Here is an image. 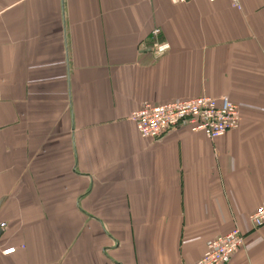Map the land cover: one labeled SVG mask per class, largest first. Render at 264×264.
<instances>
[{"label": "crops", "instance_id": "1", "mask_svg": "<svg viewBox=\"0 0 264 264\" xmlns=\"http://www.w3.org/2000/svg\"><path fill=\"white\" fill-rule=\"evenodd\" d=\"M205 94L240 127L131 120ZM263 202L264 0H0V264H193L235 227L264 264Z\"/></svg>", "mask_w": 264, "mask_h": 264}, {"label": "built area", "instance_id": "2", "mask_svg": "<svg viewBox=\"0 0 264 264\" xmlns=\"http://www.w3.org/2000/svg\"><path fill=\"white\" fill-rule=\"evenodd\" d=\"M192 0H171L173 3H184ZM233 6L241 9V0H230ZM160 29H155L158 35ZM156 55L165 53L170 45L168 42L153 43ZM143 138L157 139L171 129L188 125L191 130L202 131L210 139H216L227 131L236 129L241 123V111L237 103L228 95H200L188 99L165 103L145 101L131 115ZM253 228L264 225V202L249 216ZM1 226H5L2 223ZM244 232L234 228L225 235L209 240L202 257L193 264H226L232 255L244 245ZM15 247L4 250L5 254L14 252Z\"/></svg>", "mask_w": 264, "mask_h": 264}, {"label": "rangeland", "instance_id": "3", "mask_svg": "<svg viewBox=\"0 0 264 264\" xmlns=\"http://www.w3.org/2000/svg\"><path fill=\"white\" fill-rule=\"evenodd\" d=\"M240 5H241V1H240ZM168 44H169V43H168ZM169 45H170V44H169ZM152 48H153V50H154V52H155L154 46H152ZM170 48H171V46H170ZM170 48H168V50H169ZM168 50H167V51H168ZM167 51H166V52H167ZM155 55H156V53H155ZM160 56H161V55H160ZM157 57H158V55H157ZM240 125H241V123H240ZM239 127H240V126H239ZM239 127H238V128H239ZM236 129H237V128H236ZM235 228H238V227H235ZM228 233H229V232H228ZM224 235H225V234H224ZM220 236H221V235H220ZM244 237H245V235H244ZM10 248H11V247H10ZM15 250H16V248H15ZM15 250H14V252H15ZM12 253H13V252H12Z\"/></svg>", "mask_w": 264, "mask_h": 264}]
</instances>
